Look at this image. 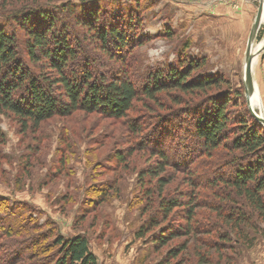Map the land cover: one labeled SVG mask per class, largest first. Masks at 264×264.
Listing matches in <instances>:
<instances>
[{
  "label": "trees",
  "instance_id": "obj_1",
  "mask_svg": "<svg viewBox=\"0 0 264 264\" xmlns=\"http://www.w3.org/2000/svg\"><path fill=\"white\" fill-rule=\"evenodd\" d=\"M74 4L29 2L0 10L5 19L0 23V114L12 115L22 132L74 112L125 120L136 142L129 155L138 148L153 159L138 171L140 191L153 212L137 236L159 229L154 234L158 248L183 239L158 264H190L188 251L194 257L191 264H207L210 250L228 245L234 232L264 223V126L248 108L249 117L231 118L226 110L231 90L223 89L225 81L218 76L193 75L203 65L195 59H185L182 68L157 67L139 86L127 59L143 36L134 32L131 40L138 41L128 40L130 17L100 9L98 0H77L83 6L79 12ZM51 8L72 15L73 26ZM11 25L24 32L23 44ZM80 35L112 65L95 71L97 57L83 52ZM171 90L202 99L188 106L184 118L175 109L153 117L145 112ZM130 113L137 115L130 118ZM3 143L0 131V147ZM116 156L125 160L124 153ZM174 181L178 187L166 189ZM3 197L9 200L0 195V264H98L85 234L65 236L53 222L44 230L36 219L12 211Z\"/></svg>",
  "mask_w": 264,
  "mask_h": 264
},
{
  "label": "rangeland",
  "instance_id": "obj_2",
  "mask_svg": "<svg viewBox=\"0 0 264 264\" xmlns=\"http://www.w3.org/2000/svg\"><path fill=\"white\" fill-rule=\"evenodd\" d=\"M45 1L56 5L65 0H0V10ZM72 1L79 5L75 11H81L83 6L77 4V0ZM98 1L100 9L130 17L133 27L128 40L132 44L138 41L131 40L134 32L143 36L141 44L130 49L127 59L139 86L157 67H181L185 59H195L203 65L193 75L218 76L225 81L223 89L231 90L232 102L226 108L228 115L233 119L249 117L243 65L258 0ZM49 11L73 26L68 12L54 8ZM4 21V16L0 15V23ZM11 27L22 43L24 32L15 25ZM263 29L262 23L253 42V48L259 46L262 51L254 59L252 75L255 92L260 97V105L254 111L264 116ZM80 40L83 52L91 58L97 57L93 60L95 71L112 65L104 57L101 60L102 56L96 54L93 45L81 35ZM214 91L217 92L211 90L210 93ZM159 97L161 104L145 111L151 117L175 109L184 118L183 114L189 116L191 111L188 106L202 99L200 94L178 90L164 91ZM174 98L181 103L175 104ZM135 115L130 113L129 117ZM144 121L150 125L148 119ZM126 125L123 119L74 112L65 117L53 116L44 120L37 130L22 132L12 115L0 114V131L4 136L0 147V195L9 198L1 200L21 217L36 219L44 230L48 231L53 222L57 231L65 236L85 234L98 264L160 263L166 250L183 239L158 248L154 234H158L159 229L137 236L141 225L153 212L152 208H147L148 201L140 191L138 171L153 159L148 160L147 152L138 148L129 155L136 142L131 140ZM232 136L230 133L229 139ZM117 153H124L125 160L118 161ZM177 182L166 189L175 190ZM203 237L218 239L214 235ZM220 248L210 250L211 259L207 264H264V223L258 222L255 228L242 227L232 234L228 245ZM186 255L191 264L192 253L188 251Z\"/></svg>",
  "mask_w": 264,
  "mask_h": 264
},
{
  "label": "water",
  "instance_id": "obj_3",
  "mask_svg": "<svg viewBox=\"0 0 264 264\" xmlns=\"http://www.w3.org/2000/svg\"><path fill=\"white\" fill-rule=\"evenodd\" d=\"M263 9H264V0H258L257 11L248 35L245 54H244L243 87H244V96L249 111L251 112L253 117L264 126V116L261 113H256L254 109L250 106V98L253 95L254 91L256 90V86L253 81V75H252L253 59L262 51L261 47H258L256 50H253V42L255 40L256 34L261 24L262 23L264 24ZM262 40L264 43V29H263Z\"/></svg>",
  "mask_w": 264,
  "mask_h": 264
},
{
  "label": "bare ground",
  "instance_id": "obj_4",
  "mask_svg": "<svg viewBox=\"0 0 264 264\" xmlns=\"http://www.w3.org/2000/svg\"><path fill=\"white\" fill-rule=\"evenodd\" d=\"M263 20H264V9H263ZM259 46H256L255 48H253V50H256ZM255 59V57H254ZM253 59V62H254ZM256 91V90H255ZM253 93V95L250 98V106L254 109L256 106L260 105V97L259 94L257 92Z\"/></svg>",
  "mask_w": 264,
  "mask_h": 264
},
{
  "label": "crops",
  "instance_id": "obj_5",
  "mask_svg": "<svg viewBox=\"0 0 264 264\" xmlns=\"http://www.w3.org/2000/svg\"><path fill=\"white\" fill-rule=\"evenodd\" d=\"M264 86H262V88H263Z\"/></svg>",
  "mask_w": 264,
  "mask_h": 264
}]
</instances>
